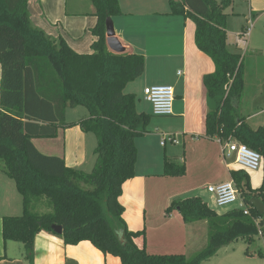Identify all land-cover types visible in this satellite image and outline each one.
Wrapping results in <instances>:
<instances>
[{
	"label": "trees",
	"instance_id": "obj_1",
	"mask_svg": "<svg viewBox=\"0 0 264 264\" xmlns=\"http://www.w3.org/2000/svg\"><path fill=\"white\" fill-rule=\"evenodd\" d=\"M90 1L95 40L89 54H77L62 38L53 39L31 24L29 0H0V171L14 182L22 199L20 216L2 218L3 241L23 245L31 261L35 237L44 232L64 245L87 241L120 264H203L223 246L239 239L251 242L258 230L264 243V213L249 204L254 198L264 205V186L252 188L248 172L240 168L230 171V179L248 215L242 209L219 215L199 197L172 200L166 208L167 215L177 211L185 224L206 222L207 244L193 256L151 255L145 232L126 228L119 198L123 184L134 177L135 140L146 133L153 115L137 113L135 96L124 89L143 74L145 61L141 55L115 54L106 46L105 21L121 16L117 0ZM231 3L169 0V8L171 15L193 22L195 46L214 66L203 78L206 94L215 102V109L205 115V136L234 140L264 159V128H251L235 107L244 82L241 56L226 48L225 10ZM78 107L87 116L66 122V110ZM73 125L96 140L95 162L88 173L67 167L63 158L41 154L32 143L56 138L59 129ZM185 173L183 161L164 159L163 176ZM38 202L49 211L35 212L32 206ZM53 226L61 227L60 235Z\"/></svg>",
	"mask_w": 264,
	"mask_h": 264
},
{
	"label": "crops",
	"instance_id": "obj_2",
	"mask_svg": "<svg viewBox=\"0 0 264 264\" xmlns=\"http://www.w3.org/2000/svg\"><path fill=\"white\" fill-rule=\"evenodd\" d=\"M175 1L181 2V0ZM231 1L234 3L235 0ZM243 1L246 3L245 26H231L229 16L233 15V3L230 6L232 8L229 7V13L225 10L226 48L230 53L240 56L248 53L250 45H254L251 44L250 39L255 25L264 18V0ZM117 2L121 16L110 19L115 36L124 48L123 53L141 55L145 61L143 74L129 83L124 91L130 90L124 93L134 95L154 85L172 87L174 90L172 115L162 118H166L168 122L171 120L177 122L175 124L178 128L175 130L179 133L162 134L159 130L167 129V126L158 123L152 126V130H148L135 140L137 161L134 177L123 184L119 198L123 207L122 220L129 231L145 232V246L149 254L185 256L189 248L192 249L199 243L198 239L201 242L204 240L205 234L203 233L202 236L198 234L199 229L207 228V225L202 221L185 224L177 211L166 214V208L172 200L179 197V194L160 192L161 186L165 185L163 162L167 158L166 145L160 143L167 136L182 138V147L187 149L182 158L177 157L176 160L179 159L185 164L186 173L183 177L190 171L191 160L196 168V175L208 176L206 183L200 187L201 194L198 195L207 205L205 195L206 192L210 194L207 188L231 180L230 171L235 164L222 159L215 138L205 136V115L215 109V103L206 94L203 78L213 73L214 66L211 60L195 46L193 22L182 16L171 15L169 0H117ZM28 11L31 24L44 31L46 35L53 39L62 38L77 54L91 52L90 46L95 38L90 35V30L96 24V17L90 0H29ZM259 30L257 32L264 38V26L261 31ZM254 46L256 53L262 51V47ZM135 99L137 113L151 115L149 107L139 111L137 106L141 100L136 97ZM142 99L144 100V97ZM235 107L238 115L244 117L251 128H264V120L257 122L258 119H264L262 118L264 105L257 106L249 113L242 105V97H240ZM71 111L67 109L65 112L66 122L76 123L81 118H85L83 114L71 117ZM253 121L256 122V127L251 126ZM87 135L78 125H73L59 129L57 137L48 141L46 145L48 153L40 152L35 148L46 156L63 158L69 168L86 172L84 169L87 163L85 151ZM210 143L218 148L217 166L210 152L208 154L202 149ZM157 146L161 149H157ZM250 183L252 188L264 186L263 158L259 169L251 176ZM210 195L212 200L208 198L209 201L216 206L214 196ZM208 207L212 209L209 205ZM21 214V196L14 182L0 171V264H120L118 258L103 255L87 241L74 246L64 245L60 238L44 232L35 237L32 260H27L23 245L11 241L4 242L1 232L3 217ZM135 242L140 245L139 240Z\"/></svg>",
	"mask_w": 264,
	"mask_h": 264
},
{
	"label": "rangeland",
	"instance_id": "obj_3",
	"mask_svg": "<svg viewBox=\"0 0 264 264\" xmlns=\"http://www.w3.org/2000/svg\"><path fill=\"white\" fill-rule=\"evenodd\" d=\"M233 3V2H232ZM231 3V4H232ZM233 15L229 16V21L231 22V26H245V16H246V3L243 0H235L233 3ZM230 7V8H232ZM230 9H226V12L229 13ZM237 18V19H236ZM240 24V25H239ZM264 26V18L255 25L254 33L250 39L251 44H254L256 46L262 47V51L260 53H256L255 46L250 45L248 53H244L242 57L243 61V68H244V75H243V82L244 87L241 94L242 97V105L244 106L245 110L247 112H253V109H255L259 105H264V38L257 32L258 29L261 31L262 27ZM91 35V33H90ZM230 52V50H228ZM125 90L124 92L129 91ZM143 90V89H142ZM135 97L141 100V103L138 104L137 108L139 111L145 110L143 108L150 107L148 103H146L145 100L142 98L144 97L143 91H138L137 93H134ZM215 103V102H214ZM71 111V109H70ZM146 112V111H145ZM85 115L87 116V112L84 108L80 107L77 109H73L70 112L71 117H77L79 115ZM264 118V116L262 117ZM264 120V119H258ZM173 121V120H171ZM168 122L166 118L162 117H156L151 116L148 125L146 126L145 131L153 129L154 124L161 123L163 126H167V129H160L159 131L167 134H179L175 130L178 128L175 123L177 122ZM256 121V120H254ZM254 121L252 122L251 126L256 127ZM52 139H33L32 142L34 143L35 147L40 151L44 153H48L47 146L48 141ZM176 143H172L168 138L164 141V144L166 145V156L168 159H176L177 157L182 158L183 154L186 152L187 148H183L181 141L182 138L176 137L175 138ZM200 141H205L204 139H200ZM96 147V140L95 137L92 134L87 135V143L85 145V151L87 155V163L85 164L84 170L86 172H90L95 155H94V149ZM157 149H161L159 146H157ZM202 149H204L208 154H210L213 157V161L215 166L218 165L217 161V151L218 148L215 144L210 143L207 144V147L204 146ZM173 156H176L175 158ZM179 160V159H178ZM176 160V161H178ZM227 161L233 162V159L230 158ZM90 163V165H89ZM189 166V173L185 177H166L165 178V185L161 186L162 190L160 192H165L166 194H179V197H176L177 199H185L190 197H198V195L201 194L200 187L203 186L206 183V180L208 179L207 175L202 174H195L196 168L194 167V163L192 160L190 161ZM233 169H237L238 167L235 165L232 167ZM254 172H248L250 175L249 179L253 175ZM251 185V183H250ZM259 187V186H257ZM206 200L208 205L217 211V213L225 214L227 212H230L232 210H241L242 208V201L238 197L236 203L230 206L219 208L214 206L212 201L210 202L208 198L212 200V196L206 192ZM200 198V197H199ZM33 210L37 213H46L49 210L47 207L41 203L38 202L36 204H33L32 206ZM174 212V211H172ZM171 212V213H172ZM204 221H202L203 223ZM114 221L110 220V224L114 226ZM199 225V224H198ZM203 233L205 234L204 240L201 242V240L198 239L199 243H197L194 248L187 250L185 252V256L187 258L193 256L195 253L201 251L207 244V228H200L199 229V236H202ZM203 264H264V243L260 236L257 234L252 235L251 242H246L244 240L239 239L238 241L232 242L226 246H223L219 248L216 252V254L211 257L207 262Z\"/></svg>",
	"mask_w": 264,
	"mask_h": 264
},
{
	"label": "built area",
	"instance_id": "obj_4",
	"mask_svg": "<svg viewBox=\"0 0 264 264\" xmlns=\"http://www.w3.org/2000/svg\"><path fill=\"white\" fill-rule=\"evenodd\" d=\"M144 100L150 105L151 114L156 117H167L172 115L174 90L167 85L148 86L143 90ZM168 138L173 144L176 143L175 138L167 136L161 140V145ZM221 152L222 159H233V163L247 172H255L259 169L262 156L257 152L249 149L234 140L225 141L222 138H215ZM207 191L214 196L215 205L219 208L233 205L236 203L239 193L234 186L232 180L215 186H210ZM242 201V200H241ZM243 214L248 215L247 209L242 203ZM258 225V222H256ZM258 236L261 232L258 230Z\"/></svg>",
	"mask_w": 264,
	"mask_h": 264
},
{
	"label": "water",
	"instance_id": "obj_5",
	"mask_svg": "<svg viewBox=\"0 0 264 264\" xmlns=\"http://www.w3.org/2000/svg\"><path fill=\"white\" fill-rule=\"evenodd\" d=\"M105 35H106V46L109 49V51L115 54H121L124 52V48L121 46V43L115 36V32L113 29V23L111 19L109 18L105 21ZM249 204L258 213L260 214L264 213V205L262 204L260 200L252 198L250 199ZM52 230L57 235H60L62 232L60 226H53Z\"/></svg>",
	"mask_w": 264,
	"mask_h": 264
}]
</instances>
